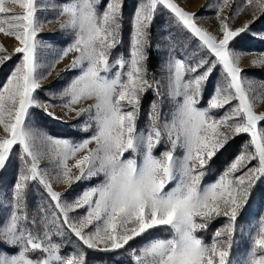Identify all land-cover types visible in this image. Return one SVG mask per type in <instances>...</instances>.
Listing matches in <instances>:
<instances>
[{"label":"snow or ice","instance_id":"snow-or-ice-1","mask_svg":"<svg viewBox=\"0 0 264 264\" xmlns=\"http://www.w3.org/2000/svg\"><path fill=\"white\" fill-rule=\"evenodd\" d=\"M17 5V13L6 5ZM127 0H67L57 5V20L72 42L55 62L75 52L65 71H76L71 82L49 101L36 97L39 35L45 22L38 18L39 0H0V33L13 37L19 62L0 86V171L11 163L20 148L21 167L10 198L0 203V264H88L87 250L105 253L129 249L131 264H264V215L255 226L239 223L256 188L264 183V113L254 111L264 100V81L243 75L239 52L234 45L264 18V0H244L253 8L252 18L233 28L232 14L225 7L242 10L239 0H216L219 35L198 26L197 13L184 10L173 0H137L131 14L130 47L127 56L114 58L122 43L123 8ZM211 5H205L209 7ZM161 7L174 15L179 26L198 38L199 48L191 62L172 55L167 70L166 95L173 103L164 114V84L147 70L150 29ZM63 17L62 20L60 18ZM0 67L12 59L0 45ZM264 66V53L253 61ZM221 81L201 107L208 82L217 67ZM114 69H118L113 72ZM259 84V89L253 87ZM153 90L149 123L140 128L143 97ZM57 97L60 103H53ZM94 100L87 108L75 106ZM235 102V103H233ZM56 107L87 115L81 130L95 131L80 142L51 135H38L30 126L32 109L58 120ZM224 109L221 116L219 110ZM170 115V118H169ZM224 129V130H222ZM246 134L249 146L241 151L214 181L204 184L215 156L231 139ZM42 147H37V141ZM94 143L96 146L90 148ZM164 144L158 156L155 151ZM183 155L178 156L177 150ZM47 157L52 168H41ZM74 160L69 165L68 161ZM257 161L254 166H249ZM76 169V172H73ZM103 177L71 201L67 193L53 190L52 181L68 185ZM38 183L47 200L29 208L30 185ZM174 184V187L171 185ZM83 215H72L79 210ZM219 218L224 219L207 242L200 235ZM157 228L170 230L168 238H152L132 248L131 242ZM75 237L83 248L70 254L62 249ZM250 241L246 253L238 251L241 240ZM54 237L67 239L57 243Z\"/></svg>","mask_w":264,"mask_h":264},{"label":"rangeland","instance_id":"rangeland-1","mask_svg":"<svg viewBox=\"0 0 264 264\" xmlns=\"http://www.w3.org/2000/svg\"><path fill=\"white\" fill-rule=\"evenodd\" d=\"M66 2L67 0H39V3L42 5V7L38 11V14H37L38 18L42 21H53L51 23L45 22L43 24V27L41 28V32L39 35V39H41L43 43V47L39 50V53H38V57H39L38 62L41 65V67L38 69V73L43 78L40 79L39 81L40 88L42 91L38 92L37 94L39 95L41 94L42 99H45L43 101H49L52 93L60 92L71 82V80L76 75L79 74L78 70L67 71V72L65 71V69L70 65L74 57L77 55V53L75 52H70L67 56L63 57L62 59H59L58 62H55L54 66H51L53 62L56 60V57L61 53L62 49L67 47L68 44L72 42L71 34L68 32L62 31L60 27V21L56 19L58 12H59V8L57 7V5H60ZM173 2L178 4L180 7H182L186 11L197 13L198 14V18L196 20L197 25L205 28L206 30L212 32L213 34L219 35L218 23H217L216 15H215L216 0H173ZM239 2L241 3V6H242V10L240 12L238 13L234 12V10L231 7H225L222 12V15L225 17L229 16L230 13L232 14V19L229 21V23H230V26L233 28L242 26L244 22L252 18L253 8L243 6L244 0H239ZM130 3L132 2L130 1ZM130 3L127 2L126 5L130 6ZM136 3L137 1L135 2V4ZM205 5H211V6L205 7ZM6 6L13 8L14 11L17 13L22 12V9H20L17 5H12L11 3H8ZM133 10L134 8L132 6L130 10L131 12L130 18L128 17V22L126 23L129 27L125 29L126 34H122V38L124 40L123 48L114 51V58L120 56V54H124L125 56H127L128 54V50L130 47V34H131V14ZM165 11L170 13L168 10H165ZM171 16L174 19V15L171 14ZM156 17H161L163 21L161 24V28H154L152 30L153 26H151V29H150V47L149 48H152L155 51V54L158 59L156 61V68H154L155 72L151 76H149V79H152L154 77L156 80L163 82L164 87L162 88V91L165 92V97H164L165 103L162 106V111L164 114L167 115L172 110L173 103L171 99L166 95L167 70L164 68V64L166 60L168 59L170 50L174 49V51H172V55L176 56V51L181 49L182 46L179 42H176L175 44H173L171 41V36L165 35L163 33H167V30L171 28V26H173L174 28L177 27V29H181V33H179V35L182 34V36H184L185 34H187L185 37L186 42L188 41L189 44L193 43V46H194L192 48L193 55L198 52L199 41H198V38L193 37L190 33L184 30L181 26H177L178 24L175 21V19H174L175 22H171L168 17H165L164 12L159 11ZM62 19L63 17L60 18V20ZM125 20H127V17L125 18ZM257 21L258 22L256 24L254 23L252 25V31L244 36L245 39L241 38L238 41V43L234 45V47L237 51L245 53L244 55L240 57V64H239V66L244 70L243 75L253 79L254 81H264V66H253L252 64V61L259 54L264 53V18H261ZM251 43L256 44L255 49L257 51H254V50L248 51V49H251L250 47ZM0 45L3 46L5 52L8 55L12 56L14 55L15 47L18 46V42L13 37L5 36L4 34L0 33ZM2 54L3 53H0V55ZM193 55H187L185 58L188 59L190 62L192 60L200 58L199 56H195V55L193 56ZM217 69L219 70L216 71V74L213 77V83L210 80L211 84H213V86L210 89V95L213 93L215 86L221 81V76H222L221 69L219 66L217 67ZM116 70L118 69H114L113 72ZM260 75H262L263 78L260 77ZM253 87L256 89H259V84L258 83L254 84ZM156 98L157 97L155 95V99ZM207 100L204 101L200 106L206 107ZM51 102L59 104L60 98L57 97L55 100ZM94 102H95L94 100H86L76 105L75 107L77 109L87 108L90 104H93ZM35 109L43 111V109L41 108H35ZM49 111L55 112L56 116L59 117V119L57 120L58 122L61 121L63 123H72L73 124L72 127L77 130H81V125H83V123L88 119L87 115H82L80 117H77L75 111H69L61 107H56L55 109L50 108ZM148 111L146 113L147 119L146 120L144 119L146 124L142 128H146L149 123ZM224 111L225 110L222 109V110H219L215 114L217 116H221L223 115ZM254 111L257 114L264 113V100H260L256 103L254 107ZM169 118H170V115H169ZM32 121L33 120L30 121V126L37 132L38 135H48L46 134L45 130L43 131L40 128L34 126ZM139 121H140V118L138 122ZM90 123H91L90 131L85 132L81 130L84 133H86L88 137H90L95 131V122L93 121ZM0 135H3L2 128H0ZM243 135L245 136V139L242 141L243 143H242V146L239 148V152L235 156H233L231 159H229V161L226 162L225 165L222 162H220L218 159H216V156L213 159L211 164L213 166H218V165L220 166L219 168L220 175L225 171V169L230 165V163L235 159V157L241 153L242 150L249 147L246 144V142L250 140V137L246 134H243ZM95 146L96 145L94 143L89 145L90 148H94ZM37 147L38 148L42 147L41 141L39 140L37 141ZM165 147L166 146L164 144H161L158 147V149L155 151V154L158 156L162 151L165 150ZM20 151H21L20 148L17 146L15 148V153L13 154L12 158L15 157L19 159ZM177 155L182 156L183 151L178 149ZM68 163L71 166L72 164H74V160H69ZM256 164H257V161H252L249 166H254ZM40 166L41 168H52L53 167V165L50 164L49 159L47 157L41 158ZM19 170L20 168L18 169L15 175V178H14L15 181L17 179ZM73 172L75 173L76 169H73ZM206 177H207V174L203 180L204 184L214 182L218 178L217 177L216 179L212 181V179L209 180ZM102 179H103L102 176L98 178H93L92 180L94 182V186L97 183H99ZM14 183L11 185L12 187L10 186L8 188L3 187L0 189V203H3V198L5 197V194H7V196L10 198V194L14 186ZM33 185H34L33 187L34 189L38 187L44 192V189L38 183H33ZM52 186H53L54 191L61 192V193H65L67 190H69L68 185L58 183L55 180L52 181ZM174 186H175L174 184L171 185V187H174ZM261 187H262V190L261 191L258 190L259 194L256 193L255 198H253L250 201V203L247 206V210L244 212L243 219L239 221V223L242 225H245L246 228L247 226H255L260 216L264 215V183L261 184ZM66 193L68 195H66L64 199L67 201H71L75 199L78 195H80L77 193V189L74 191L72 190V192L70 193L69 192H66ZM84 211L85 210L81 209L77 211L76 213H73L72 215H75L78 217L80 215H83ZM216 221H214V224L216 227H214L211 231L212 235L214 234L216 229L221 227L223 223L225 222L223 218H219ZM157 229H162L161 232L165 235H168V237L171 234L170 230L168 229H165V228H157ZM72 238L76 240L74 236ZM237 239L241 240L238 251L240 253H246L250 249L249 239L246 237H239V236L237 237ZM209 242H211V238Z\"/></svg>","mask_w":264,"mask_h":264},{"label":"trees","instance_id":"trees-1","mask_svg":"<svg viewBox=\"0 0 264 264\" xmlns=\"http://www.w3.org/2000/svg\"><path fill=\"white\" fill-rule=\"evenodd\" d=\"M130 1L132 3H130ZM136 1L137 0H127V2L130 3V6L125 5L123 8L122 34H126L125 29L129 27L126 23L128 22V17L130 18V13H131L130 10L132 6H134ZM160 11L164 12L165 17H168L171 22H175L170 13H168L162 8ZM126 17H127V20H125ZM162 21L163 20L161 17H156L152 24L153 26L152 30L154 28H161ZM257 22L258 21H256L255 24ZM179 33H181V29H177V27L174 28L173 26H171V28L167 30V33H163V34L170 35L171 41L173 44H175L176 42H179L181 44L182 46L181 49L176 51L177 57L185 58L187 55H193V52H192V48L194 47L193 43L189 44L188 41L186 42L185 37L187 34L182 36V34L179 35ZM243 39L245 38L243 37ZM123 43H124V40L122 38V43L119 45L118 49L116 50L122 49ZM255 45H256L255 43H251L250 45L251 49H248V51H251V50L257 51L255 49L256 48ZM195 56H199V55H195ZM19 59H20L19 55L14 54L12 55V59L9 62H6L3 65V67H0V86H2V83L5 81L7 75L10 74V71L14 68L15 64L19 62ZM157 59L158 58L155 54V51L152 48H148L147 70H148L149 76H151L155 72L154 68H156ZM218 70L219 69L216 68L214 74L211 76L212 83H213V77L215 76L216 71ZM260 77L263 78L262 75H260ZM212 86L213 84H211V82H208L206 91L203 96V102L206 101L208 97L210 96V89ZM41 91L42 90L40 88L37 91V93ZM37 93L35 95L38 100L40 101L45 100V99H42L41 94L39 95ZM154 99H155V94L153 90H149L147 94L143 97L142 111H141L140 121L138 122V125L140 128L144 127L146 124L145 123V120L147 119L146 113L150 107L151 102ZM31 111H32V120H33L32 122L34 126L40 128L43 131L45 130L46 134L51 135L52 137L65 138L73 142H80L86 137H88V135H86V133H84L83 131L73 128L72 123H63L61 121L58 122L57 120H53L51 117L45 115L42 110H38L34 108ZM261 126H264V124H262ZM244 139H245V136L241 134L239 136H236L234 139L230 140L227 146L216 155V159H218L220 162H222L225 165V163L228 162L229 159H231L233 156H235L239 152V148L242 146V143H243L242 141ZM20 167H21L20 159L13 157L11 159V163L8 164L7 168L1 171L0 173V189L3 187L8 188L9 186L12 187L11 185L15 181L14 180L15 175ZM219 168H220L219 165L213 166L211 164L207 170L206 178H208L209 180L212 179V181L216 179L220 175ZM261 184L262 183H260V185L256 188V191L253 194L251 200L255 198L256 193L259 194L258 190L260 191L262 190ZM92 186H94L93 180H91L90 182L76 183L74 186L71 187L70 190H67L66 192L70 193L72 192V190L74 191L77 189V193L81 194L85 189L90 188ZM33 187L34 185L31 184L29 188V193L27 196V202H28L29 208L32 211H35L37 206H39L42 203V198L43 200H47V196L40 188L36 187L34 189ZM214 227L216 226L213 222L207 231L200 233V235H202L207 242L210 241V238L212 235L211 231ZM161 231L162 229H155V230L150 231L148 234H146L142 238H137L135 241L131 242V247L135 248V247L141 246L152 238H168V235L163 234ZM53 239L57 243L67 244L66 238L64 240H61V238L59 237H54ZM71 239H72V243L67 244V246L62 249V254H70L78 246L83 248V246L79 245V242H77V240L73 238ZM87 260H88V264H131V257L129 255V249L127 247L124 250H119L117 252H112V253L87 250Z\"/></svg>","mask_w":264,"mask_h":264}]
</instances>
